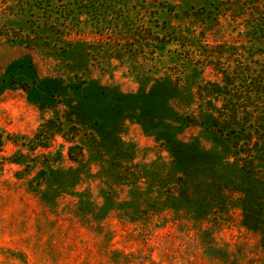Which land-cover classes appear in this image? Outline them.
<instances>
[{"label":"rangeland","instance_id":"1","mask_svg":"<svg viewBox=\"0 0 264 264\" xmlns=\"http://www.w3.org/2000/svg\"><path fill=\"white\" fill-rule=\"evenodd\" d=\"M224 1L0 0V264H264Z\"/></svg>","mask_w":264,"mask_h":264},{"label":"trees","instance_id":"2","mask_svg":"<svg viewBox=\"0 0 264 264\" xmlns=\"http://www.w3.org/2000/svg\"><path fill=\"white\" fill-rule=\"evenodd\" d=\"M224 3L227 5L226 11L232 12L233 18L245 19L249 40L259 39L264 43V0H226ZM236 69L237 74L232 77H239L245 69L248 70L245 75L249 79L245 80L248 82L249 89L245 96L249 103L242 101V98L245 97L243 95L238 97L240 101L232 102L231 116L234 126L227 134L230 138L232 137L235 146L239 148L238 154L246 153V160L251 162L264 160V109H260L261 106L264 107V64L260 72L252 68L251 65L242 66L241 63L237 65ZM226 76L229 77L227 73ZM252 91L257 92L256 100L258 102L253 100L251 94L248 95V92ZM251 105L255 107L251 109ZM241 108L245 111L244 119L247 122V128L236 126L239 122V109ZM248 128H250L249 131Z\"/></svg>","mask_w":264,"mask_h":264}]
</instances>
